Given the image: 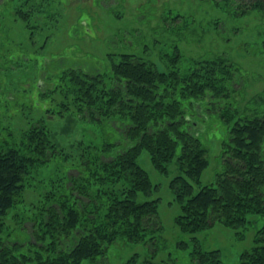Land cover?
Returning <instances> with one entry per match:
<instances>
[{"label":"trees","instance_id":"trees-1","mask_svg":"<svg viewBox=\"0 0 264 264\" xmlns=\"http://www.w3.org/2000/svg\"><path fill=\"white\" fill-rule=\"evenodd\" d=\"M26 13L24 9L18 14L25 26ZM255 19L259 21L256 34L264 35V16ZM182 25L174 21L170 27ZM27 36L30 41L34 38L32 31ZM182 57L175 45L171 54L161 57L162 70L151 58L133 51L112 53L108 68L57 67L55 79L40 96H51L55 89L72 93V103L68 105L64 96L55 112L63 114L75 105L81 117L107 123L120 140L111 156L96 157L94 168L82 159V167L66 172L58 194H46L38 212L30 208L32 214L22 213L15 226L5 231L9 211L24 200L30 173L50 160L56 149L42 121L36 120L18 144L0 147V234L5 233L0 237V264H80L85 258L105 256L118 239L147 242L148 231L159 229L160 224L158 199L137 198L155 190L137 162L143 150L164 174L175 159L179 173L169 180V188L180 207L174 223L181 232L194 233L218 222L235 228L242 237L240 229L248 214L264 216V89L246 95L243 74L238 75V68L225 55L193 59L185 68L180 65ZM206 116L222 127L221 169L212 183L194 192L193 185L200 184L208 165V149L198 135ZM112 146L108 143L105 151L109 153ZM87 170L92 182L85 181ZM192 239L190 264H224L219 249L204 250ZM252 241L253 246L240 253V264H264V223ZM187 246V241L177 242L179 248ZM136 263L137 254H132L121 264ZM140 264L169 263L144 259Z\"/></svg>","mask_w":264,"mask_h":264},{"label":"rangeland","instance_id":"rangeland-1","mask_svg":"<svg viewBox=\"0 0 264 264\" xmlns=\"http://www.w3.org/2000/svg\"><path fill=\"white\" fill-rule=\"evenodd\" d=\"M139 1L144 0H125L122 7L113 6L110 12L99 9L91 1L13 0L10 2L11 8L7 7L9 5L3 6L7 0L0 2V147L7 142L18 144L30 122L36 120L42 121L48 132L47 137L56 149L50 160L38 165L30 173L23 193L24 200L9 211L4 231L13 228L15 219L21 217L22 213L32 214L28 212L30 208H37L38 212L46 194L51 191L58 194L66 172L82 167V159L94 168L96 157L101 159L111 156L117 147L114 143L120 140V134L107 123L81 117L75 105H70V110L63 114L55 112V108H60V103L65 101L64 96L68 97V105L72 103V93L60 94L55 89V94L51 96H40L41 92L49 88V82L55 79L53 73L58 66H82L90 71L100 65L108 68L112 53L133 51L142 57L151 58L162 70L164 62L161 57L171 54L176 45L183 55L180 62L183 68L193 59L225 55L238 68V75L243 74L241 79L246 95L264 89V35L256 34L255 26L259 22L255 19L256 13L242 18L227 17L212 5L211 13H205L202 8L208 5V1L203 0L198 5L196 0H169L171 13L178 9L184 25L180 29H171L172 26L168 32L156 35L158 40L157 37L153 40L152 28L146 27L147 22L132 18L137 12ZM156 2L161 11L162 0ZM78 6L84 7L86 12L82 14ZM24 9L28 11L27 26L19 17ZM32 15L41 17L30 18ZM83 20L85 26L80 25ZM151 23L155 21L152 19ZM73 27H79L77 34H72L75 31ZM141 28L144 41L149 43L147 47L130 48L122 44L114 48L104 47L108 34L118 36L120 30ZM30 31L34 34V42L28 39ZM191 33L194 34L190 37ZM130 38L135 39L132 36ZM44 59L50 61L44 64ZM206 118L204 124L200 125L198 135L208 149V165L201 172L200 184L193 185L194 192L199 186L212 183L215 173L221 169L218 155L221 151L222 127L212 116ZM108 143L113 145L109 153L105 151ZM137 162L147 171L155 185L150 195L139 193L137 198L140 201L158 199L160 228L148 231L147 242L130 243L118 239L105 256L85 258L80 264H121L132 254H137L136 264L144 259L190 264L192 238H196L204 250L219 249L224 264H240L239 255L253 246V236L264 223V216L248 214V222L240 229L242 237L235 228L218 222L194 233L181 232L174 223L180 207L169 188V180L179 173L175 159L167 165V174L153 167L144 150ZM73 173H76L75 170ZM86 174L88 180L85 181L92 182L93 177L88 175V170ZM92 186L97 188L95 184ZM4 236L5 233L0 234L1 238ZM181 240L188 242L186 248L177 247V242Z\"/></svg>","mask_w":264,"mask_h":264},{"label":"flooded vegetation","instance_id":"flooded-vegetation-1","mask_svg":"<svg viewBox=\"0 0 264 264\" xmlns=\"http://www.w3.org/2000/svg\"><path fill=\"white\" fill-rule=\"evenodd\" d=\"M3 1L4 0H0V2H3ZM12 1L13 0H10L9 3ZM76 1L78 2L91 1L99 9L110 12L113 6L122 7L125 0H76ZM156 1L157 0L139 1L137 4V12L132 16V18L135 19L136 21H139L142 23L147 22L146 27H148V29L152 28V30L151 29L150 30H151V33L153 34V40L157 37L156 35H161L163 33L168 32L170 30L171 22L176 21V22H180V24L181 22L184 23V20H182V15L178 9L174 13H171L172 9L171 7H169V0H162L161 11L158 10V4ZM179 1L181 2V0ZM202 1L203 0H196V2H198L197 3L198 5L199 3L202 4L203 3ZM204 1L209 2V3L207 2L208 8L207 6H204V8H202L204 9L205 13L206 12L211 13L210 5H212L214 8H219L221 10V13H224L225 16L227 17L240 16L242 18V17H247L251 15L253 12L256 13V15H261L262 17L264 16V0H204ZM9 3L8 4L6 3L3 6L9 5ZM78 9H80V12L82 14L85 11V8L82 6H78ZM154 12L156 15H154ZM259 12H261V14ZM152 19L155 21L154 24L151 23ZM80 25L85 26L86 22L83 20L81 21ZM78 29L79 27H73L72 30H75V31H73L72 34L73 33L77 34L79 31ZM129 32H132V33H129ZM130 36L134 37L135 39L130 38ZM144 39L145 37L142 31V28L138 30L132 29L131 31H125V29H123V30H120V33L118 34V36L113 35V34H108L104 41L105 43L104 47L114 48L113 46L115 45L118 46L120 44L128 46L130 48H138L141 46L147 47L149 43L144 41ZM199 39H201V37ZM156 40H158V37ZM188 40L191 41V39H188Z\"/></svg>","mask_w":264,"mask_h":264}]
</instances>
